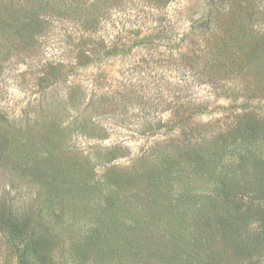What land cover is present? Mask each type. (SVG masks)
Instances as JSON below:
<instances>
[{
    "label": "rangeland",
    "instance_id": "374dc122",
    "mask_svg": "<svg viewBox=\"0 0 264 264\" xmlns=\"http://www.w3.org/2000/svg\"><path fill=\"white\" fill-rule=\"evenodd\" d=\"M245 126L263 175L264 0H0V216L56 236L55 264H264V180L240 192L257 172L213 143ZM2 222L0 264H19Z\"/></svg>",
    "mask_w": 264,
    "mask_h": 264
},
{
    "label": "trees",
    "instance_id": "16d2710c",
    "mask_svg": "<svg viewBox=\"0 0 264 264\" xmlns=\"http://www.w3.org/2000/svg\"><path fill=\"white\" fill-rule=\"evenodd\" d=\"M47 6H49L48 1H46V4L40 3L38 7L39 8L45 7V8H43L42 11L47 12L46 11ZM38 16H39V14H38ZM35 19H38V17H36ZM39 23L40 22L38 20H36V22H34V24H33V29L35 28L36 34H37L38 30L36 29L35 25L38 26ZM235 119L240 120L239 117H235ZM258 128H259V126H255L254 129L251 131L250 127L245 126V127H243L244 131L235 130V133H231L230 131H227L223 134H220L222 141L219 142V139L215 138L214 139L215 141L213 142V143H219L220 146L222 145L225 148H228L229 149L228 153H230V154L235 153V155L238 157V159L240 161L238 163L239 168H238V171L236 172V174L243 173L244 171L246 172L247 170H250V169H252L251 173L257 172L256 174H254L255 176L258 177V179L256 181H251L250 179H247L244 181V184H243L244 187L242 188V190L239 189L240 192H245L246 194L249 193L250 195H253V197L251 198L253 200H255V199L260 200V198H255L254 195H257V194L260 195L259 190H263V188H258V186H260L262 184V180H264V178H263L264 173H263V175H261L259 173V171H256L255 165L253 163H251L252 165L250 166V168L246 166V162L248 159L247 156H248L249 150L251 148V145L244 144L243 139L245 137L253 138V136L259 130ZM236 129H237V127H236ZM245 132L248 134H246ZM234 134H236V135H234ZM230 139H231V142H229ZM231 145H233V146H231ZM237 145H239V147ZM218 148L208 147V148H205L204 151L209 153V154L211 153L210 157L212 160H214L215 158H220V157L224 156L222 154H225L223 149H220V148L218 149ZM203 155H205V154H203ZM195 157H198V155L197 156L195 155ZM43 160L47 163L46 171L49 172L51 179L52 178L55 179L54 182H56V183L62 182V179H64L65 176L68 177L67 172L69 171V173H70L71 169L73 168V167L70 168L67 164H63L66 162H64L63 160L58 158V156H56L53 152L48 154L47 156H45L43 158ZM192 165L194 168H199L200 163L196 162V163H192ZM246 175H248V174L246 173ZM249 178H250V175H249ZM81 185H83L84 187H82L79 190V196H82V198H84L85 196L89 197V195L94 191L95 185L94 184L91 185L90 183L88 185L87 180L85 181V183L82 181ZM233 188L234 187L222 189V191H221L222 196L228 197L230 195H233V193H240V192H237V189H233ZM55 193H57V192H55ZM55 193H53V195ZM112 198H114V200L116 202L121 201L120 197L116 198L117 200L115 199V197H112ZM223 202L225 205L228 204V202L224 199H223ZM113 206H115V205H113ZM219 206L222 209L224 208L222 206V204H220ZM3 217L4 216H2V219H3ZM220 217L223 218L222 215H220ZM2 219L0 216V224L2 223V225H3L2 221H4L8 225L7 229L12 234L20 235L23 238V240L20 241V243L19 242L14 243L15 247L13 248V250H15L17 252V258H18L17 260H18L19 264H55L53 262L51 256L49 255V253L54 246L58 245L56 236L47 232L45 234L41 233V234H36L34 236H29L26 239H24L26 237L24 234L27 231L23 225L24 221H15L14 223L13 222L7 223L5 220H2ZM233 221H234V218L226 217L223 220H221V219L217 220L216 224H220V226H221L220 228H222V231L227 230L226 233H229L232 230H230V228H228V226L231 224L233 225ZM113 229L115 230V228H113ZM100 233H102V234L105 233V235H106V231H104V229H100ZM107 233H108V231H107ZM16 236H15V238H16ZM106 237H108V239H109L110 236L106 235L105 238H100V240L99 239L97 240L93 236L91 237V239H90V237L86 238L87 241L89 239H90V241L96 240L93 243L94 245L91 244L93 247L92 253L96 254V256H99L100 253H103V247H105V245L103 244V241L106 239ZM105 252L108 253L109 250L107 249ZM209 252L213 253L212 250L208 251V253ZM125 254L128 255L129 253H125ZM136 254L137 253H135V255ZM29 258L32 262H30ZM95 262H96V260H95Z\"/></svg>",
    "mask_w": 264,
    "mask_h": 264
}]
</instances>
